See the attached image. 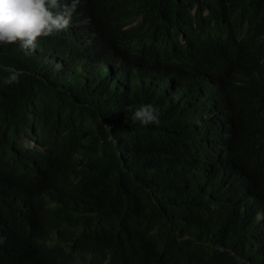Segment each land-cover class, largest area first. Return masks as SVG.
Returning <instances> with one entry per match:
<instances>
[{
    "label": "trees",
    "instance_id": "1",
    "mask_svg": "<svg viewBox=\"0 0 264 264\" xmlns=\"http://www.w3.org/2000/svg\"><path fill=\"white\" fill-rule=\"evenodd\" d=\"M87 261L264 264V0H81L0 47V264Z\"/></svg>",
    "mask_w": 264,
    "mask_h": 264
},
{
    "label": "clouds",
    "instance_id": "2",
    "mask_svg": "<svg viewBox=\"0 0 264 264\" xmlns=\"http://www.w3.org/2000/svg\"><path fill=\"white\" fill-rule=\"evenodd\" d=\"M80 2L81 0H0V47L19 43L20 50L26 54L34 51L39 38L62 32L71 25L73 14ZM3 71L8 73L3 80L8 85L18 82L23 74L11 66H4ZM209 83L214 88V95L208 110H205L204 119L216 129L224 126V119L218 111L209 110V107L216 104L220 85L217 80ZM193 96H201L200 89ZM191 98L190 96L189 100ZM211 99L212 93L208 101ZM126 111L131 112L132 121L141 126L160 123L159 109L152 104H141L138 107L129 105ZM226 131L224 128V138ZM28 146L31 145L28 143Z\"/></svg>",
    "mask_w": 264,
    "mask_h": 264
},
{
    "label": "rangeland",
    "instance_id": "3",
    "mask_svg": "<svg viewBox=\"0 0 264 264\" xmlns=\"http://www.w3.org/2000/svg\"><path fill=\"white\" fill-rule=\"evenodd\" d=\"M75 259H77V260H81V261L85 262L84 260L80 259V257H79V256H76V258H75ZM88 262H89V261H87L86 263L88 264Z\"/></svg>",
    "mask_w": 264,
    "mask_h": 264
}]
</instances>
